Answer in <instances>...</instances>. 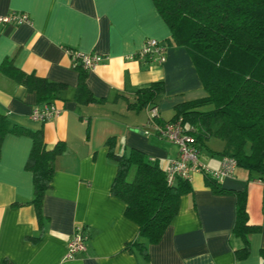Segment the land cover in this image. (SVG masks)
<instances>
[{
	"label": "crops",
	"instance_id": "1",
	"mask_svg": "<svg viewBox=\"0 0 264 264\" xmlns=\"http://www.w3.org/2000/svg\"><path fill=\"white\" fill-rule=\"evenodd\" d=\"M13 11L29 20L0 23V67L10 57L25 73L68 87L51 102L60 113L40 122L31 114L46 103L0 71V113L13 124L41 129L49 148L64 142L66 150L56 158L39 219L32 203L33 172L26 167L33 140L13 133L3 138L0 264H264V180L239 167L222 186L247 190L249 222L261 227L250 235L247 258L235 253L242 246L232 232L236 196L215 193L202 172L192 174V192L181 195L162 239L148 245V258L126 248L138 238L139 225L126 216L125 201L111 193L118 166L108 157L107 140L115 137L118 151L139 149L166 168L179 157V148L153 132L151 109L157 108L156 121L162 123L172 120L178 104L206 95L184 46H169L163 64L136 58L148 38L171 37L153 0H0V15ZM69 50L103 56L85 78L96 101H77L81 74ZM157 81H163L165 92L156 105L136 110L138 88ZM206 145L201 161L220 167L224 142L212 137ZM77 228L85 229L87 249L67 259Z\"/></svg>",
	"mask_w": 264,
	"mask_h": 264
},
{
	"label": "trees",
	"instance_id": "2",
	"mask_svg": "<svg viewBox=\"0 0 264 264\" xmlns=\"http://www.w3.org/2000/svg\"><path fill=\"white\" fill-rule=\"evenodd\" d=\"M153 2L171 30V37L164 43L187 49L206 91L203 97L178 104L172 120L182 117L200 150L212 137L222 140V155L234 157L239 168L264 179V0ZM75 67L81 74L77 101H96L85 82L87 69L81 65ZM0 71L36 92L39 102L46 104L60 99L68 87L25 73L10 57L5 58ZM164 92L163 81L138 88L133 106L141 110L156 105V99ZM7 133L28 135L33 140L26 167L33 172L32 203L42 219L43 200L52 186L55 161L66 150V144L59 142L49 148L41 129L13 124L6 114L0 113V145ZM106 143L108 157L118 166L111 193L125 201L126 216L139 225L138 238L128 242L126 248L148 258V245L162 239L179 211L181 195L192 192V186L183 177L169 184L166 168L143 151L130 148L120 152L115 137ZM206 180L215 193L236 196L232 232L242 240V246L235 253L238 259L247 258L251 250L250 235L261 230L249 222L247 190L224 188L209 176ZM81 230L85 233V229Z\"/></svg>",
	"mask_w": 264,
	"mask_h": 264
},
{
	"label": "built area",
	"instance_id": "3",
	"mask_svg": "<svg viewBox=\"0 0 264 264\" xmlns=\"http://www.w3.org/2000/svg\"><path fill=\"white\" fill-rule=\"evenodd\" d=\"M29 20V16L23 12H10L0 15V23L19 25ZM168 46L163 41L156 38H148L142 48L135 55L140 60H152L159 64H163L167 60ZM74 66L81 65L83 69L94 68L103 58L98 53H84L75 50H69ZM60 113L59 108L53 104H45L36 107L31 117L33 120L44 122ZM157 108L151 109L150 121L152 123L153 132L163 139H166L179 148V157L173 159L166 167L167 180L169 184L175 182L177 177L190 179L194 172H202L205 176H209L219 183L234 175L238 165L237 160L231 156H224L220 167L214 168L204 164L200 159V149L194 136L189 134L184 126L182 117L175 120L164 121L158 123ZM259 180H264L259 178ZM88 236L80 228H77L68 243L65 258L72 259L79 253L86 251Z\"/></svg>",
	"mask_w": 264,
	"mask_h": 264
},
{
	"label": "rangeland",
	"instance_id": "4",
	"mask_svg": "<svg viewBox=\"0 0 264 264\" xmlns=\"http://www.w3.org/2000/svg\"><path fill=\"white\" fill-rule=\"evenodd\" d=\"M212 142H217V141H216V139H213ZM209 145H210V144H209ZM213 145H214V143H213ZM202 149L204 150V152H208V151H209L207 145L204 146Z\"/></svg>",
	"mask_w": 264,
	"mask_h": 264
}]
</instances>
